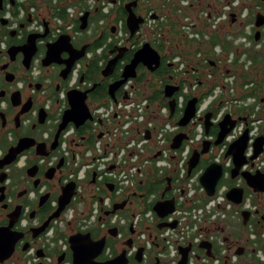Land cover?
<instances>
[{"label":"flooded vegetation","instance_id":"1","mask_svg":"<svg viewBox=\"0 0 264 264\" xmlns=\"http://www.w3.org/2000/svg\"><path fill=\"white\" fill-rule=\"evenodd\" d=\"M179 1L0 0V264L159 261L162 249L156 244L146 248L138 239L136 217L143 195L117 194L113 182L98 179L86 168L95 139L111 130V119L94 111L117 101L128 82L144 91L153 89L150 95L162 102L169 100L163 95L165 86L178 88L173 99L185 90L183 108L197 98L195 117L175 135L185 132L189 137L201 126V141L192 150L200 151L204 141L208 144L198 166L210 164L212 153L223 145L226 153L245 130L243 155L246 161L252 156L255 139L264 137V24L256 26L264 21V0H213L212 6L203 5L206 0H190L193 7V2L200 3V26L184 23L187 7ZM231 2L229 20L213 32L236 29L227 31L225 40L233 49L223 64L212 55L217 45L211 48L210 38L202 39ZM129 10L141 20L132 35L125 22ZM143 47L147 51L134 67L135 77L122 83L125 69ZM205 68L219 70L220 82L214 83L215 95L201 101L206 81L213 79ZM207 113L211 118L206 131ZM226 115V128L234 121L233 126L215 146ZM180 117L172 119L176 123ZM236 129L241 134L229 140ZM262 149L240 172H259L264 188V166L256 168L264 144ZM224 159L231 163L226 171L231 185H223L242 188L241 203L247 200L249 206L233 205L203 242L210 243L212 257L224 248L232 264H264V190L254 191L241 176L231 179L232 157ZM169 177L172 183L174 174ZM136 202L137 207L128 209ZM241 212H247L245 219ZM202 255L205 249L196 258Z\"/></svg>","mask_w":264,"mask_h":264},{"label":"built area","instance_id":"2","mask_svg":"<svg viewBox=\"0 0 264 264\" xmlns=\"http://www.w3.org/2000/svg\"><path fill=\"white\" fill-rule=\"evenodd\" d=\"M105 1L108 3L111 0ZM236 2L237 0H234L235 4ZM179 3L187 7L184 23H190V16L195 22L200 20L199 16H195L196 12L190 0H180ZM234 3L222 7L219 16L211 23L213 31H207L202 41L209 39L210 33L216 31L220 22L229 20ZM183 29L188 28L184 26ZM214 52L216 55L219 54L220 46L217 45ZM228 57L230 59V55ZM151 91L153 89L144 91L128 82L117 101H110L104 110L94 111L96 116L111 119V130L102 138L95 139L93 148L86 155L88 158L86 168L90 170V174L95 173L98 179L104 178L113 182L117 194L127 196L138 191V187H141L142 191L146 189L150 179L157 180L173 173L174 180L168 196V199L174 200L173 212L162 219L157 218L152 206L159 198L153 193L148 194L141 200L140 215L136 217L141 231L138 239L146 248L156 244L162 249L157 254L158 264H179L181 260L179 248L188 246L190 250L186 264H232L233 260L229 258L224 248L212 258L205 255L196 258L200 250L198 246L207 239L209 229L233 208V204L226 199L228 189L225 185L217 186L215 194L206 197L198 182L201 171L187 175V162L192 149L201 141L202 128L196 125L193 134L178 150H170V141L178 126L169 119L167 102H162L153 94L151 96ZM185 92V90L180 92L175 99V109L180 113L184 105ZM253 132L255 129L250 132V136ZM147 133L150 135L149 139L146 138ZM240 134L241 130L236 129L228 139H234ZM251 152L252 148L249 147L247 155ZM224 153L225 145L212 153V162L222 165L223 178H226L228 175L226 171L230 169L231 163L229 159H224ZM256 164L257 169L264 166V156ZM262 199L264 201V196ZM241 204L243 209L249 206L247 200ZM159 223H176V226L158 230Z\"/></svg>","mask_w":264,"mask_h":264},{"label":"water","instance_id":"3","mask_svg":"<svg viewBox=\"0 0 264 264\" xmlns=\"http://www.w3.org/2000/svg\"><path fill=\"white\" fill-rule=\"evenodd\" d=\"M125 20H126L125 21L126 26L132 35L134 31L137 29L138 24L141 23V20L138 19L135 16V14L130 10L127 12V17ZM233 21H234V18L232 16L231 22ZM262 24H264V21L262 22L259 21L256 23V26H260ZM81 28H83V26ZM145 51L147 50L145 49V47H143L141 50L135 52L130 64L127 66V68L124 71V74H123L124 77H123V80L121 81L122 83L129 78L135 77V74L133 72L134 67L142 59V56L144 55ZM154 63H155V66L158 64L157 58L154 61ZM177 90L178 88L173 87V86H168V85L165 86L163 89L164 97L169 99L167 101V105L169 109V119H172L175 115L176 102H175V99H173L172 95ZM124 98H126L125 95H124ZM196 103H197L196 97H193L186 102L185 107L183 108V111L181 113V117L176 121V125L179 128L184 129L190 123V121L195 117L196 110H197ZM72 108L73 110H75L76 109L75 105H72ZM82 118L86 120L88 118V113L87 112L84 113ZM210 118H211V113H207L204 115V120L206 123V126H205L206 131L210 125L209 124ZM228 119H229L228 115H226L223 118V126L221 127L220 132L218 133V137L216 141L214 142L215 146L219 145L222 142L221 141L222 138H224L230 132L233 126L234 121L230 124L228 128H226V125L228 124ZM69 122L75 124L73 120H69ZM146 138H149V136L147 135ZM188 138L189 137L185 132L177 133L176 135H174V137L171 140V143L169 145L170 150L172 151L178 150L181 147L182 143L186 141ZM247 141H248V130H245L244 133L237 140H235L229 145L228 150L226 151L224 155L225 158H227L228 156L232 157L233 168L229 171V175L231 179H234L237 176H241L247 186L251 187L256 192H263L264 190V188L262 187L263 186V175H261L259 172H256L254 175H251L248 172H244V171L240 172V169L244 164H246V162L254 160L262 152L263 150L262 146L264 144V137L259 136L255 139V142L253 144L254 152L252 156L248 159V161H246L243 155L244 148L246 146ZM207 144L208 142L204 141L201 144L202 149L200 151L193 150L191 152V155L187 162V175L188 176L192 173L193 170H195L198 167L200 156L202 154L207 153V149H206ZM156 156H154V158H156ZM223 173H224V169L222 165L217 164V163H210L203 169L202 173L200 174L198 178V182L200 186L203 188L205 195L207 197H212L215 194L216 188L223 177ZM165 183H166V186L161 192L160 199L156 201L154 205L152 206V211L160 219L169 215L174 210V200L165 198L166 193L169 192L170 187H171V178L170 177L165 178ZM243 194H244V191L242 188L232 187L226 192V199L229 202H231L233 205L237 206L241 204ZM134 196H137V195L134 194ZM58 211H61V209L58 208ZM246 214L247 212H241V215L244 219H245ZM175 226H176V223H172V224L159 223L157 226V229L160 230L165 227L174 228ZM199 249H205L206 256L210 258L212 257V254L210 253V243L202 242L199 245ZM189 250H190V246L186 248H182V247L179 248V253L181 255V260L179 264H186L187 254ZM153 264H158V261H156Z\"/></svg>","mask_w":264,"mask_h":264},{"label":"rangeland","instance_id":"4","mask_svg":"<svg viewBox=\"0 0 264 264\" xmlns=\"http://www.w3.org/2000/svg\"><path fill=\"white\" fill-rule=\"evenodd\" d=\"M194 3V10H195V12L196 13H194L196 16H199V18H202L203 17V11H200V3H198V2H193ZM214 4V2H213V0H206L204 3H203V5H210V6H212ZM203 21V20H202ZM189 22L190 23H193V22H195V20H194V18L192 17V16H190L189 17ZM196 24L198 25V26H200L202 23H199V22H196ZM235 31H236V29H234ZM233 29H229V28H227V27H225L224 29H220L219 30V33H218V36L221 38V39H226V36L228 35V33H227V31H230V33L232 32V31H234ZM176 38H177V36H176ZM242 47V46H241ZM233 49V44H231V50ZM181 50L182 51H184V52H188V53H191V52H193V50L192 49H190V48H188L187 46H181ZM189 50H191V52H189ZM221 53V54H220ZM219 54H217V55H215V57L217 56V60H220V62L221 63H223L224 64V61H227V60H230L229 59V57L227 58L226 57V55H228V54H226V52H224L223 51V53L222 52H220ZM209 54H211V52H209V53H207L206 55L207 56H210V57H212V55L214 54V53H212V55H209ZM189 56H191V54H189L188 55V57ZM181 58L183 59V58H185L184 57V55L183 56H181ZM216 59H215V61H217ZM240 61H242V59L240 58ZM239 70V69H238ZM204 73H205V75L206 76H209V75H211L212 77H213V79L211 80V81H209V82H207L206 81V83H205V86L203 87V89H205L207 92L209 91V90H211L212 89V94H211V96L214 94L215 95V90H214V88L216 87L215 85L216 84H214V83H217V85L219 84V82H220V79L218 78V76H219V70H215V71H210V69L208 70V69H204ZM240 73H242V72H240ZM232 79H231V76H228L227 77V81L229 82V81H231ZM178 117H174L173 119L174 120H176ZM224 181H226V182H228L229 181V179L228 178H225L224 179ZM229 184V183H228ZM227 184V185H228ZM229 186V185H228ZM131 207H133V208H135V207H137V202H136V205H133V206H128V209H130ZM230 220H228V222H229ZM227 222V221H226ZM216 251H217V249H216Z\"/></svg>","mask_w":264,"mask_h":264},{"label":"trees","instance_id":"5","mask_svg":"<svg viewBox=\"0 0 264 264\" xmlns=\"http://www.w3.org/2000/svg\"><path fill=\"white\" fill-rule=\"evenodd\" d=\"M209 42H210L211 48H213L215 45H220L221 48H222V51L226 52V54H228L231 51V42H228L225 39H221L218 36V34H216V33H214V34L211 35ZM211 94H212V89L202 95L201 101L203 99H206L207 97L211 96ZM182 111H183V109H182ZM180 115H181V113L176 109L175 110V116L176 117H179ZM191 135H192V133H191ZM204 168H202L201 166H198L195 170L192 171V175L195 172L199 171V170H203ZM228 183H229V185H231L230 184V180L228 182H226V181H224V179H222L219 182V185L218 186L223 185V184H228ZM165 186H166V183H165V181H164V179L162 177L161 178H158L157 180H155L153 178V179H150L149 182L147 183V188L146 189H144L142 191V188H139L138 191L143 192V196L144 197H146L148 194L153 193V194L156 195L157 198H160L161 192L163 191V189L165 188ZM167 193H166V195H167ZM165 197H168V195L165 196Z\"/></svg>","mask_w":264,"mask_h":264},{"label":"bare ground","instance_id":"6","mask_svg":"<svg viewBox=\"0 0 264 264\" xmlns=\"http://www.w3.org/2000/svg\"><path fill=\"white\" fill-rule=\"evenodd\" d=\"M207 27V26H206ZM221 54V53H220ZM208 98V97H207Z\"/></svg>","mask_w":264,"mask_h":264}]
</instances>
